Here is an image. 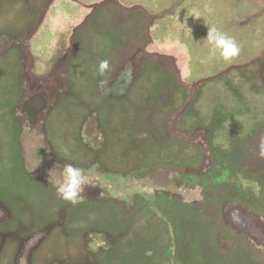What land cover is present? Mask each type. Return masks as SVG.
Listing matches in <instances>:
<instances>
[{"label":"rangeland","instance_id":"obj_1","mask_svg":"<svg viewBox=\"0 0 264 264\" xmlns=\"http://www.w3.org/2000/svg\"><path fill=\"white\" fill-rule=\"evenodd\" d=\"M0 264H264V0H0Z\"/></svg>","mask_w":264,"mask_h":264},{"label":"clouds","instance_id":"obj_2","mask_svg":"<svg viewBox=\"0 0 264 264\" xmlns=\"http://www.w3.org/2000/svg\"><path fill=\"white\" fill-rule=\"evenodd\" d=\"M204 40H206L208 45L211 46L210 54L219 52V55L225 61L237 57L240 53V47L236 40L219 31L216 27L208 28ZM108 67L109 65L107 61H101L99 64V71L103 73ZM60 175L63 179L57 189L59 196L65 201L75 203L80 197L82 185L85 182L82 169L68 164L64 166Z\"/></svg>","mask_w":264,"mask_h":264},{"label":"trees","instance_id":"obj_3","mask_svg":"<svg viewBox=\"0 0 264 264\" xmlns=\"http://www.w3.org/2000/svg\"><path fill=\"white\" fill-rule=\"evenodd\" d=\"M243 230L245 229L246 233L248 234V236L251 238V239H257L255 237V235L253 233H251V231H249L248 227L246 226V224H241Z\"/></svg>","mask_w":264,"mask_h":264}]
</instances>
